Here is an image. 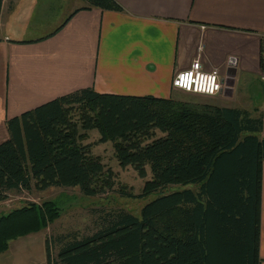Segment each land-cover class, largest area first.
Returning <instances> with one entry per match:
<instances>
[{
  "label": "trees",
  "instance_id": "trees-1",
  "mask_svg": "<svg viewBox=\"0 0 264 264\" xmlns=\"http://www.w3.org/2000/svg\"><path fill=\"white\" fill-rule=\"evenodd\" d=\"M86 1L123 10L117 0ZM6 128L0 202L32 187H77L87 196L112 190L114 172L92 152L95 143L110 142L119 166L141 178L150 172L141 192L118 189L129 198L156 195L139 216L103 210L92 233L56 235L54 256L46 239L45 264H259L264 137L261 117L247 109L84 87L7 118ZM93 129L99 137L84 142ZM172 185L181 188L167 191ZM59 215L51 199L1 214L0 253Z\"/></svg>",
  "mask_w": 264,
  "mask_h": 264
},
{
  "label": "crops",
  "instance_id": "crops-1",
  "mask_svg": "<svg viewBox=\"0 0 264 264\" xmlns=\"http://www.w3.org/2000/svg\"><path fill=\"white\" fill-rule=\"evenodd\" d=\"M19 1L29 18L53 1H61L64 14L47 30L27 34L29 18L16 16ZM117 1L122 11L88 7L86 0H1L0 142L9 136L7 118L80 88L174 98L180 90L172 87L173 75L195 58L203 70L219 72L223 89L213 97L225 101L221 106L250 113L259 106L264 137V91L254 109L250 100L238 101L245 77L264 84V0ZM89 133L99 137L95 129ZM261 182L264 264V161Z\"/></svg>",
  "mask_w": 264,
  "mask_h": 264
},
{
  "label": "rangeland",
  "instance_id": "rangeland-1",
  "mask_svg": "<svg viewBox=\"0 0 264 264\" xmlns=\"http://www.w3.org/2000/svg\"><path fill=\"white\" fill-rule=\"evenodd\" d=\"M60 2L53 1L54 5L49 9H36L29 18L22 7L23 2L19 1L16 16L20 20L29 18L30 28L27 30V34L40 32L43 25L46 26L45 30H47L51 24L64 14L61 11L63 7L58 4ZM263 91L264 84L262 81L257 78L245 77L238 90V101L248 99L250 100V108L254 109V106H258ZM178 92L173 98L177 101L225 104L224 100L211 96L190 94L184 91ZM258 108L259 106L251 115L258 116ZM158 134L160 133L158 132ZM95 137L96 134L89 133L84 142H93L96 140ZM92 152L100 156L105 166L110 167L114 172V188L96 196L83 195L77 187L51 186L44 190L32 187L30 190L10 191L7 199L0 202V215L29 201L41 203L50 199L57 202L60 215L45 229L11 240L8 249L0 253V264H35L38 262L45 264L44 243L46 239L50 241V252L54 256L57 251V244H54L52 239L56 235L72 232L79 235L92 233L98 227V215L101 211L107 209L124 208L139 216L141 207L156 196L154 193L145 198H129L121 195L118 190L121 185H124L126 190L133 193L141 192L145 180L150 178L149 170L146 177L141 178L131 166H119L110 142L93 144ZM177 188H181V186L172 185L166 190L170 191ZM192 188L195 187L192 186Z\"/></svg>",
  "mask_w": 264,
  "mask_h": 264
},
{
  "label": "built area",
  "instance_id": "built-area-1",
  "mask_svg": "<svg viewBox=\"0 0 264 264\" xmlns=\"http://www.w3.org/2000/svg\"><path fill=\"white\" fill-rule=\"evenodd\" d=\"M215 74L213 82L209 77ZM218 85V87H216ZM172 87L190 94L216 96L223 89V81L219 72L214 69L205 71L201 67L199 58H195L188 68L176 72L172 77ZM213 91H208V89Z\"/></svg>",
  "mask_w": 264,
  "mask_h": 264
},
{
  "label": "clouds",
  "instance_id": "clouds-1",
  "mask_svg": "<svg viewBox=\"0 0 264 264\" xmlns=\"http://www.w3.org/2000/svg\"><path fill=\"white\" fill-rule=\"evenodd\" d=\"M209 79H211L213 82L215 81V74H213L211 77H209ZM218 87V85L216 86ZM208 91H213V89H208Z\"/></svg>",
  "mask_w": 264,
  "mask_h": 264
}]
</instances>
